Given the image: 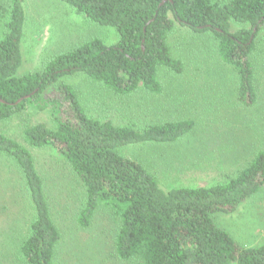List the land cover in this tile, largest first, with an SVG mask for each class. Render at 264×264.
<instances>
[{
	"label": "trees",
	"instance_id": "obj_1",
	"mask_svg": "<svg viewBox=\"0 0 264 264\" xmlns=\"http://www.w3.org/2000/svg\"><path fill=\"white\" fill-rule=\"evenodd\" d=\"M77 14L115 30L107 45L92 39L52 57L42 67L19 75L23 0H10L0 24V122L27 105L47 110L54 130L25 126L22 139L31 148H50L68 165L84 190L77 222L88 227L96 208H111L120 220L115 254L140 264H264V245L240 246L212 218L232 214L264 186V150L247 166L211 186L162 189L142 164L123 150L153 143L167 145L188 134L192 120L152 125L141 130L89 116L77 94L59 80L83 75L117 96L143 90L159 95V68L179 74L182 65L167 45L175 24L193 33L211 32L220 61L237 77L238 103L256 102L250 61L255 37L264 26V0H65ZM232 22L241 28L231 32ZM55 89L58 95L46 94ZM45 93V94H44ZM0 153L19 168L33 207L29 231L20 246L26 264H53L60 239L42 180L26 147L0 134Z\"/></svg>",
	"mask_w": 264,
	"mask_h": 264
},
{
	"label": "rangeland",
	"instance_id": "obj_2",
	"mask_svg": "<svg viewBox=\"0 0 264 264\" xmlns=\"http://www.w3.org/2000/svg\"><path fill=\"white\" fill-rule=\"evenodd\" d=\"M9 2L0 0V24L4 21L1 8L7 9ZM23 9L19 75L35 72L48 59L92 39L107 45L118 40L114 29L85 19L65 0H23ZM240 28L232 22L231 32ZM254 44L250 61L256 102L250 107L238 103L236 74L220 61L215 36L211 32L193 33L178 24L167 36V45L182 70L177 74L159 68V95L139 90L117 96L79 74L64 76L59 82L73 88L89 116L114 125L141 130L192 120L191 132L172 144H138L123 152L142 164L164 190L211 186L246 167L253 155L264 150V26ZM46 94L58 95L55 89ZM35 125L55 128L47 110L27 105L22 112L0 122V134L26 147L32 155L51 219L60 235L52 263L140 264L135 259L117 258L115 238L120 220L111 208L100 205L88 227L78 224L77 217L84 205L83 187L54 150L26 146L21 132L25 126ZM24 187L19 168L0 153V264H26L20 256V246L34 212ZM212 218L240 246L264 245V186L234 213H216Z\"/></svg>",
	"mask_w": 264,
	"mask_h": 264
}]
</instances>
